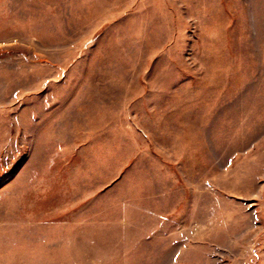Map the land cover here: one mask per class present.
Segmentation results:
<instances>
[{"label":"rangeland","instance_id":"obj_1","mask_svg":"<svg viewBox=\"0 0 264 264\" xmlns=\"http://www.w3.org/2000/svg\"><path fill=\"white\" fill-rule=\"evenodd\" d=\"M0 264H264V0H0Z\"/></svg>","mask_w":264,"mask_h":264}]
</instances>
